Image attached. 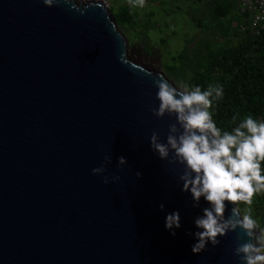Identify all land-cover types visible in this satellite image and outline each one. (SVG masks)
Listing matches in <instances>:
<instances>
[{
  "label": "water",
  "instance_id": "1",
  "mask_svg": "<svg viewBox=\"0 0 264 264\" xmlns=\"http://www.w3.org/2000/svg\"><path fill=\"white\" fill-rule=\"evenodd\" d=\"M72 3L0 0V264H239L235 233L192 253L207 205L150 150L175 122L151 111L168 78L129 57L103 2Z\"/></svg>",
  "mask_w": 264,
  "mask_h": 264
},
{
  "label": "clouds",
  "instance_id": "2",
  "mask_svg": "<svg viewBox=\"0 0 264 264\" xmlns=\"http://www.w3.org/2000/svg\"><path fill=\"white\" fill-rule=\"evenodd\" d=\"M45 7L71 4L72 0H42ZM131 9H143L146 0H128ZM259 19V17H258ZM158 106L151 111L158 119L174 118L164 140L153 132L149 147L162 161L179 165L180 191L190 197L193 208L207 205L195 216L192 236L193 254H200L208 245L216 247L228 233H235L234 255L239 264H264V225L254 208V198L264 195V119L248 113H234L226 126L215 119L216 106L224 98L219 82L206 87L178 81L170 83L163 75L154 81ZM110 162V157H105ZM117 164H127L124 156ZM105 172L103 166L92 170ZM141 173L137 171L139 179ZM113 181L119 177H113ZM109 182L105 177L104 183ZM227 202V203H226ZM164 203L159 204L163 211ZM227 212V215H226ZM179 210L165 216L164 227L175 236L181 228Z\"/></svg>",
  "mask_w": 264,
  "mask_h": 264
},
{
  "label": "trees",
  "instance_id": "3",
  "mask_svg": "<svg viewBox=\"0 0 264 264\" xmlns=\"http://www.w3.org/2000/svg\"><path fill=\"white\" fill-rule=\"evenodd\" d=\"M196 2L201 4V0ZM204 7L208 9L216 29L228 35L233 30H226L224 24L230 25V19L237 23V31L233 34L236 42L216 49L206 48L204 52L199 51L193 60L188 54H178L175 59L172 58V62L179 61L183 70L170 67L166 76L169 79L178 77L189 84H199L202 88L209 83L222 84L224 98L215 109V119L220 126H226L234 113L240 116L251 113L264 119V34L253 36L248 30L241 32L240 27L246 24L234 0H210ZM111 13L120 32L122 29L136 30L138 9H131L126 3L111 10ZM197 23L203 26L201 22ZM144 28H148V24ZM203 28L209 30V27ZM186 67L188 69L185 70ZM254 200L255 213L264 225V195Z\"/></svg>",
  "mask_w": 264,
  "mask_h": 264
},
{
  "label": "rangeland",
  "instance_id": "4",
  "mask_svg": "<svg viewBox=\"0 0 264 264\" xmlns=\"http://www.w3.org/2000/svg\"><path fill=\"white\" fill-rule=\"evenodd\" d=\"M74 1L84 4L103 2L110 11L128 3V0ZM207 2L210 0H201V4L196 0H146L145 7L138 9L136 30H121L128 41L129 57L166 76L170 67L183 70L179 61L172 62L178 54H188L193 60L199 51L204 52L206 48L216 49L236 42L233 34L237 31V23L230 19V25L224 24L226 30H233L229 35L216 29L208 9L204 7ZM197 22L209 27V30H204ZM147 24L148 28H144ZM169 80L174 85L182 81L178 77Z\"/></svg>",
  "mask_w": 264,
  "mask_h": 264
},
{
  "label": "built area",
  "instance_id": "5",
  "mask_svg": "<svg viewBox=\"0 0 264 264\" xmlns=\"http://www.w3.org/2000/svg\"><path fill=\"white\" fill-rule=\"evenodd\" d=\"M246 26H241V32L250 31L251 35L264 34V0H234ZM259 17V19H258Z\"/></svg>",
  "mask_w": 264,
  "mask_h": 264
}]
</instances>
